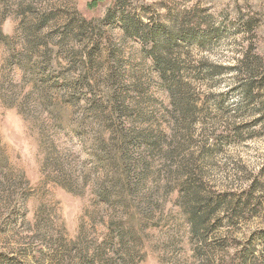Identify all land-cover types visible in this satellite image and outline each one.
Wrapping results in <instances>:
<instances>
[{"label": "rangeland", "instance_id": "obj_1", "mask_svg": "<svg viewBox=\"0 0 264 264\" xmlns=\"http://www.w3.org/2000/svg\"><path fill=\"white\" fill-rule=\"evenodd\" d=\"M0 264H264V0H0Z\"/></svg>", "mask_w": 264, "mask_h": 264}, {"label": "trees", "instance_id": "obj_2", "mask_svg": "<svg viewBox=\"0 0 264 264\" xmlns=\"http://www.w3.org/2000/svg\"><path fill=\"white\" fill-rule=\"evenodd\" d=\"M167 38L170 36V32H167ZM170 39V38H169ZM160 58H158V61H159Z\"/></svg>", "mask_w": 264, "mask_h": 264}]
</instances>
